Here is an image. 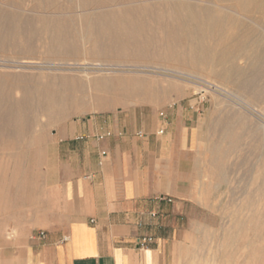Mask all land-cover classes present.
<instances>
[{"label": "rangeland", "instance_id": "1", "mask_svg": "<svg viewBox=\"0 0 264 264\" xmlns=\"http://www.w3.org/2000/svg\"><path fill=\"white\" fill-rule=\"evenodd\" d=\"M172 2L0 0V75L22 77L69 99L50 109V119L40 113L31 128L43 156L61 150L63 131L74 135L75 127L93 120L125 111L142 114L149 126L154 114L163 120L168 111L186 109L196 137V189L186 200L194 245L212 256V264H264V191L256 193L264 189V67L249 87L232 88L183 64L171 66L159 51L176 43L177 32L159 16ZM119 46L122 54L115 53ZM171 69L183 74L165 71ZM202 81L225 92H201L209 87ZM11 97L21 93L14 90ZM6 141L0 137V150L13 153L4 150ZM45 161L27 159L21 171L7 168V193L21 180L28 198L29 189L46 182Z\"/></svg>", "mask_w": 264, "mask_h": 264}, {"label": "crops", "instance_id": "2", "mask_svg": "<svg viewBox=\"0 0 264 264\" xmlns=\"http://www.w3.org/2000/svg\"><path fill=\"white\" fill-rule=\"evenodd\" d=\"M186 111L154 114L149 126L124 111L63 131L61 150L25 155L46 160V182L27 200L5 182L22 155L0 151V264H212L187 227L196 137ZM143 235L155 238L148 249L138 248Z\"/></svg>", "mask_w": 264, "mask_h": 264}, {"label": "bare ground", "instance_id": "3", "mask_svg": "<svg viewBox=\"0 0 264 264\" xmlns=\"http://www.w3.org/2000/svg\"><path fill=\"white\" fill-rule=\"evenodd\" d=\"M225 3L231 4L237 11L223 7ZM165 11L159 19L173 22L177 32L176 43L160 50L159 55L171 66L183 64L192 73H200L214 79L217 84L232 88L249 87L250 78L261 73L264 67V0H212V3L173 0ZM122 52L123 47L115 48L116 54ZM240 61L244 62V66L240 65ZM165 71L183 74L174 69ZM202 82L209 87L201 86V92H225L223 87L214 83ZM14 90L21 93L17 100L11 97ZM68 100L64 92L41 90L22 77L0 75V128L3 127L0 137L7 140L4 150L13 149L14 153L21 154L22 163L32 160L24 157L41 151L35 146L38 138L31 131L38 115L44 113L50 119V109L61 107ZM17 185L22 186L21 180ZM263 191L258 188L256 193L261 196Z\"/></svg>", "mask_w": 264, "mask_h": 264}, {"label": "built area", "instance_id": "4", "mask_svg": "<svg viewBox=\"0 0 264 264\" xmlns=\"http://www.w3.org/2000/svg\"><path fill=\"white\" fill-rule=\"evenodd\" d=\"M164 133L163 130H160L158 132L159 135H162ZM140 137H144V134L143 133H139L138 134ZM111 136V133H108L106 134L105 136H100L98 139L99 140H103L105 137H110ZM170 202H172V199H169ZM153 217H155L156 215H152ZM46 235L45 232H40L39 233V237L41 238H44ZM68 240L67 237L63 238V242H66ZM155 242V238L153 236H149V235H143V236H140L138 238V241H137V245H138V248L140 249H148L151 245H153V243Z\"/></svg>", "mask_w": 264, "mask_h": 264}]
</instances>
